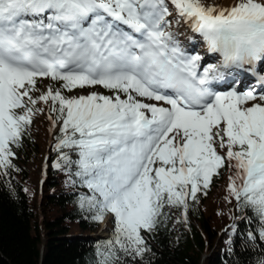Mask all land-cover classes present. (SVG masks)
<instances>
[{
  "label": "snow or ice",
  "instance_id": "obj_1",
  "mask_svg": "<svg viewBox=\"0 0 264 264\" xmlns=\"http://www.w3.org/2000/svg\"><path fill=\"white\" fill-rule=\"evenodd\" d=\"M172 4L222 63L197 71L201 54L165 30L168 0H0V167L14 166L12 146L43 111L38 101H51L53 127L62 124L56 147L78 153L60 155L91 190L81 204L96 219L114 214L113 235L97 244L99 264L143 254L142 230L166 218V205L186 216L188 197L206 189L226 159L236 169L230 193L257 214L264 239V71L256 67L264 69V0ZM246 73L253 84L243 82ZM37 77L61 83L33 95ZM225 78L232 86L214 83ZM97 83L111 93L62 91Z\"/></svg>",
  "mask_w": 264,
  "mask_h": 264
},
{
  "label": "trees",
  "instance_id": "obj_2",
  "mask_svg": "<svg viewBox=\"0 0 264 264\" xmlns=\"http://www.w3.org/2000/svg\"><path fill=\"white\" fill-rule=\"evenodd\" d=\"M42 109L33 113L20 143L12 146L14 166L0 167V264H99L97 244L113 235L114 217L108 235L90 234L100 228L101 219L81 204V192L91 195V190L75 176L77 166L68 171L60 155L64 151L75 158L78 153L56 147L62 124L53 135L46 177L31 168L45 155L39 148L38 130L44 127L49 135ZM233 164L226 159L207 188L198 190L195 199L188 197L186 216L183 208L166 205V218H160L153 229L142 230L145 252L123 255L117 264H256L264 255V239L258 232L261 222L250 206L242 207L230 193Z\"/></svg>",
  "mask_w": 264,
  "mask_h": 264
},
{
  "label": "rangeland",
  "instance_id": "obj_3",
  "mask_svg": "<svg viewBox=\"0 0 264 264\" xmlns=\"http://www.w3.org/2000/svg\"><path fill=\"white\" fill-rule=\"evenodd\" d=\"M223 1L224 0H204V2L206 4H208L209 6L212 4H215L219 7H221ZM233 1L235 2V0H233ZM168 3H169V6L172 10L170 11L169 16L167 17V19L170 20V24H168V27L166 30L170 29L173 31V33L175 34V39L180 42L181 47L186 52L188 50L192 49V51H190L189 53H195L199 49V53L201 55H200V60L198 63L199 64L202 63L201 61L204 59V57L207 53L206 46H205L203 39L201 37H195L194 34L190 33L187 30V28L183 22V17L179 16L178 12L175 10V6H174V4H172V0H168ZM208 61L210 64H212V63L214 64V62H215L214 59H209V60L205 61L206 66L209 65ZM36 82H37L36 83V90H34L33 95H39L41 91L47 90V87L49 86V84H51L54 88L57 87L56 83H54V81L50 77H45V78L40 77L36 80ZM92 91L110 94L109 92L104 91L100 86H95V87H84L81 90V92H75L74 91V92L68 93L67 95L87 94V93L92 92ZM137 98L143 99V97H141L139 94H137ZM40 102H43V101H40ZM146 102H150V101H146ZM43 104H45V102H43ZM40 125L41 124H39V126ZM50 126H51V123L48 122L47 129L50 128V130H49L50 134H54L56 132V127L52 129ZM44 130H45L44 127H40V129L38 130L39 148H40V151L43 152V154H46L47 152L50 154L53 151V148H52V142L53 141L51 140L50 134L48 136L45 135ZM216 146H217V148L220 147L218 142H217ZM43 157H47V155H45ZM43 157L31 164V168L40 174L42 173L41 163L43 161L42 160ZM108 220L109 219L107 217L103 218L102 223L100 225V228L96 231H93L90 234L94 235V236H98L99 234H107L108 233L107 230L110 226L108 223L109 222Z\"/></svg>",
  "mask_w": 264,
  "mask_h": 264
},
{
  "label": "bare ground",
  "instance_id": "obj_4",
  "mask_svg": "<svg viewBox=\"0 0 264 264\" xmlns=\"http://www.w3.org/2000/svg\"><path fill=\"white\" fill-rule=\"evenodd\" d=\"M232 3H234L233 0H224L221 7H230ZM183 22H184V25L186 26L187 30L190 33L194 34L196 37L198 36V37L203 38V41L205 42V44H207V46L210 47L208 44V41L204 38V35L202 33L198 32L196 29H194V26L190 21H188L186 18H183Z\"/></svg>",
  "mask_w": 264,
  "mask_h": 264
}]
</instances>
